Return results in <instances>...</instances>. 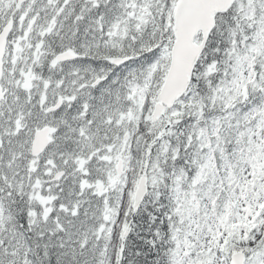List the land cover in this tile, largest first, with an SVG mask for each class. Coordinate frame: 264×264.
Masks as SVG:
<instances>
[{"label": "snow or ice", "instance_id": "snow-or-ice-1", "mask_svg": "<svg viewBox=\"0 0 264 264\" xmlns=\"http://www.w3.org/2000/svg\"><path fill=\"white\" fill-rule=\"evenodd\" d=\"M0 264H264V0H0Z\"/></svg>", "mask_w": 264, "mask_h": 264}]
</instances>
